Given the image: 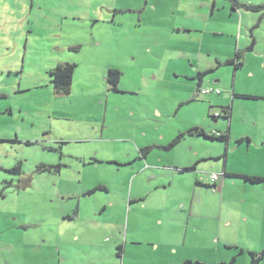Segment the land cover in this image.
<instances>
[{"label":"rangeland","instance_id":"1","mask_svg":"<svg viewBox=\"0 0 264 264\" xmlns=\"http://www.w3.org/2000/svg\"><path fill=\"white\" fill-rule=\"evenodd\" d=\"M205 1L0 0V264H251L264 251V182L223 179L224 159L178 173L194 151L227 153L189 131L228 132L216 117L233 90L255 98H235L228 170L264 177V12H235L224 41L178 32L208 15ZM193 36L202 53L245 52L240 72L220 67L199 88L222 95L198 93L182 54L197 58ZM64 63L75 65L68 95L50 75ZM214 173L215 189L196 185Z\"/></svg>","mask_w":264,"mask_h":264},{"label":"crops","instance_id":"2","mask_svg":"<svg viewBox=\"0 0 264 264\" xmlns=\"http://www.w3.org/2000/svg\"><path fill=\"white\" fill-rule=\"evenodd\" d=\"M228 2H226V0L224 2H221L219 0H207V1L203 2L201 8L202 9H207L208 15H204L203 14V17L200 16V19L198 21H196L197 23H195L194 25H191V27H187L186 25H184L182 27L177 28L178 32L181 31V32L187 33L189 35L198 34V35H201L203 37H205L204 35L207 34V36H209V40H215V39L219 40V41L226 40V38H228V31L225 33V31H223L224 27L226 25L230 26L231 23H234L233 21H235V16L233 17V14L235 12H238L240 9H243V8H239V7L238 8H234L233 7V3L230 0H228ZM235 2L239 3L238 1H235ZM239 4H242V3H239ZM243 10H245V9H243ZM209 24L212 25L211 28H215V29L208 28ZM200 25H201V27H199ZM236 25H237V23L235 21V26ZM201 36L200 37L193 36L192 39H197V40L201 41L203 39ZM200 45H201V48L198 49V51H197L199 53L197 54L198 56H197L196 59L193 57V52H191L190 55H188V52H182V54L184 56H186L187 58L191 59L189 61V63L192 64L194 66V68H195L194 70H195L196 78H197V81H198V89L202 87V85L206 81L207 77H210L208 82H209L210 86H212L211 83H210L211 78H213L212 77L213 76L212 73L214 74V72H216L220 67H228V69H231L233 67L235 70L240 72V69L244 66V63H245V61H244L245 52H241V49H237L235 53L234 52H227V55H224L222 52H216L215 49H213V47H211L212 45H210L209 46V50L215 51V52L202 53L201 52L202 51V47H203L202 41L200 42ZM249 47L251 49H249ZM252 49H253L252 45L246 47V51L247 52L252 51ZM238 53H240L239 54L240 57L237 56ZM204 54H206V55H204ZM202 57H204V59H202ZM193 61H195V63ZM210 75H212V76H210ZM214 83H218V82L215 81ZM198 93H199V91H198ZM219 95H222V91L221 90H220V94ZM231 95H232L231 99L228 97L229 98L228 101H230V103L228 105V107L230 108V114L226 113L225 109L228 108L227 106L226 107H221L220 108L221 109V114L217 115V117H216V118H223L225 120H228V132L222 131L220 129L213 130V131H218V132H220V133H222V134L227 136V142H226V143H228V145L226 147L227 148L226 149L227 153L225 155H223V156L218 157L219 155H213L211 153L204 155L203 151H202V153H201V151L200 152L199 151H194V154H192L190 157L193 156L194 158H198V159L190 161L189 163L182 164L180 168L188 169V170H185L183 172L181 170H179L178 173L180 175H185L186 173H191V172L192 173L195 172V174H199L198 170H199L200 167H198L199 166L198 163L200 161H202V162L203 161H208V160L215 161V160H219V159H224L225 163H226L225 166L222 168V170L220 172L221 175L223 176V179H225V178H238V179H240L239 177H230L231 174L232 175L236 174L238 176L239 175H245V173H241L239 171H229L228 170V164H227L228 163V150L230 149L231 135H232V130L231 129H232L233 122H234V114L233 113H234L235 105H236L235 98H237V99H239V98L240 99H252V98H255V97H249V96H245V95H235L233 90H232ZM257 98L261 99V97H257ZM216 122H217V120L214 121V123H216ZM194 129L201 130L207 135H210L213 132V131L209 132V130L204 128V127H195ZM190 135H192L194 137L197 136L198 138H201V136L196 135L195 133H190ZM238 140L241 141L240 143L247 142L248 145L250 146L252 144V142H253V137H252V135L250 133H248V134L243 133L242 135H240L238 137ZM169 149H171V148H169ZM141 153H142V159L143 160H147V155H146L147 151H143V152L141 151ZM135 160H139V159H135ZM128 164H132V162L129 161ZM125 165H127V164H125ZM219 168L220 167H218L217 170H219ZM142 171L145 172L144 171V167L140 166V168L136 172V174L139 175L140 173H142ZM224 174H227V175H224ZM216 175H218V174H216ZM157 177H158L157 173L156 174H154V173L149 174L147 181H149V182L153 181ZM195 180H196V185L197 186L208 188V187H206L208 185L205 184L207 182L204 181V179L196 177ZM210 181H211V179H210ZM219 181H220V179L218 177V179L214 182L215 187H216V185H217V183ZM222 181H223V184H224L225 183L224 180H222ZM197 183H199V184H197ZM169 184H170V182L166 179V181H164L160 186H158L156 188V190L162 189V188H168V187H170ZM202 185H204V186H202ZM145 196H146V194H138L135 197V200L136 201H142V199L145 198ZM182 204H183L182 206H184L185 203H182ZM226 225H228V227H229V226H231V223L228 222V223H226ZM122 251H123V248L121 249V252ZM224 264H226V263H224Z\"/></svg>","mask_w":264,"mask_h":264},{"label":"trees","instance_id":"3","mask_svg":"<svg viewBox=\"0 0 264 264\" xmlns=\"http://www.w3.org/2000/svg\"><path fill=\"white\" fill-rule=\"evenodd\" d=\"M233 3V7L234 8H243L247 11H253V12H260L263 11L264 12V5H256V6H252V5H246V4H239L237 2H235V0H230ZM253 46V44H252ZM249 49H251L249 47ZM240 53L237 54L238 57H240L239 55ZM75 71V65L74 64H69V63H64V64H60L58 65L52 72H50V75L54 77V85H55V90L57 94L60 95H68L70 93V88H71V83H72V77ZM121 72L118 69H112L110 68L107 72V76H106V81L108 82V84L110 85V89L114 92H118V86L119 83L121 81ZM215 94V93H212ZM220 94V93H219ZM219 94H215V95H219ZM210 95V94H209ZM226 113L230 114V108H226ZM215 132V134L213 133ZM210 135L205 134L203 131L198 130V129H193L191 130L189 133H195L196 135L199 136H203L211 141H222L224 143L227 142V136L218 132V131H213ZM216 133L218 135H216ZM182 134L179 135L170 145L169 147H173L175 146L177 143H179L180 139L182 138ZM248 141V140H247ZM241 141H239L240 143ZM147 150V149H145ZM143 152V151H142ZM45 169L46 166H39L38 169L42 170ZM54 168V167H53ZM57 169H59V167H56ZM188 169H181V171H185ZM227 175V174H224ZM230 177H239L240 179H242L245 183H249L252 185H258V184H262L264 182V177L261 176H248V175H236V174H231ZM199 184V183H197ZM204 186V185H202ZM208 188H215V185L211 186L208 185L206 186ZM99 189H106L105 187H100ZM242 253V251H241ZM251 259H250V263L251 264H261L264 260V251L260 252V253H256V252H252L249 253ZM235 262V259L232 260L231 264H233Z\"/></svg>","mask_w":264,"mask_h":264},{"label":"built area","instance_id":"4","mask_svg":"<svg viewBox=\"0 0 264 264\" xmlns=\"http://www.w3.org/2000/svg\"><path fill=\"white\" fill-rule=\"evenodd\" d=\"M199 93L202 94V95H209V94H212V93L219 94L220 91L219 90H213V89H202V90L199 91ZM213 133L215 134V132H213ZM216 135H218V134L216 133ZM218 177H219L218 175L212 174L210 176V179H211L212 182H215L218 179Z\"/></svg>","mask_w":264,"mask_h":264}]
</instances>
